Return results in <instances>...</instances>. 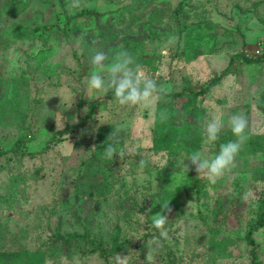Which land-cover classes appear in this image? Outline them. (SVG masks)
Returning <instances> with one entry per match:
<instances>
[{
	"label": "rangeland",
	"instance_id": "1",
	"mask_svg": "<svg viewBox=\"0 0 264 264\" xmlns=\"http://www.w3.org/2000/svg\"><path fill=\"white\" fill-rule=\"evenodd\" d=\"M70 4L0 0V264H121L118 254L124 264H251L246 233L264 198V0ZM86 8L99 14L68 19ZM256 48L261 58L247 62ZM121 49L171 90L167 103L128 108L88 90L93 54ZM233 56L217 85L192 93ZM216 113L225 127L208 143L204 121ZM236 114L248 119L237 168L216 183L186 171L191 152L211 158L235 139ZM118 126L125 155L107 160ZM167 202L163 239L153 216ZM254 237L264 264V227Z\"/></svg>",
	"mask_w": 264,
	"mask_h": 264
},
{
	"label": "clouds",
	"instance_id": "2",
	"mask_svg": "<svg viewBox=\"0 0 264 264\" xmlns=\"http://www.w3.org/2000/svg\"><path fill=\"white\" fill-rule=\"evenodd\" d=\"M71 9L80 7V0H71ZM176 36H170L168 43L175 44ZM93 71L87 78L88 90L98 94L107 95L109 91L114 94L116 102L123 107H142L151 109L154 105L167 103L170 89L157 80L147 76L142 66L135 57L127 50L121 49L114 53L111 60L104 51H96L91 57ZM159 119L165 122L169 119L167 110L159 112ZM228 124L235 137L226 143L220 144L219 152L208 157L201 150L191 152L182 161L186 171L194 168L198 177L207 179L210 183H216L225 175L230 174L237 168V159L243 145L248 139V119L243 114H236L229 118ZM225 127L223 113H216L210 119L204 121V134L208 143H215L220 139V134ZM124 131L123 126H118L109 136L107 146L104 147L103 157L107 160L122 158L125 152L118 149L115 144L118 142V134ZM185 160L189 164H185ZM144 164V161H141ZM247 198V194L246 197ZM171 208L167 203H161V212L153 216V225L160 231L163 239L169 238L167 224ZM120 256L121 264H124V257ZM149 261L151 257H147Z\"/></svg>",
	"mask_w": 264,
	"mask_h": 264
},
{
	"label": "trees",
	"instance_id": "3",
	"mask_svg": "<svg viewBox=\"0 0 264 264\" xmlns=\"http://www.w3.org/2000/svg\"><path fill=\"white\" fill-rule=\"evenodd\" d=\"M179 7L180 8L183 7L182 3L179 4ZM98 14H99V12L97 10L92 9V8H86V9H83L80 12L76 13L75 15L70 16L68 19L70 21H73L79 17L98 15ZM235 57L236 56H233L230 59L229 65L224 70H222V72H220L218 75H216L209 82V84H207L206 87H202L200 90L192 92V93L197 96V95H204L208 91H210V89L212 87H214L215 85H217L223 79V77L228 73L230 65L233 62ZM243 57L245 58V60L247 62H258L259 58H261L258 56L256 58H253V57H250V55H248V54L243 55ZM112 98L115 99L114 94L112 95ZM97 104H98V102L93 103L92 108L90 110V114H91V111L93 112V109L97 106ZM160 147L162 148L163 145H160ZM257 206L259 207L258 212H257V216H256L255 220L250 222L249 228H248L247 233H246V239H247L249 245L251 246V254H252L251 264H262V262H260L258 260V254H257L258 242L256 241V239L254 237V233L258 229L264 227V198H260V200L257 202ZM115 245L120 246V247L122 246V244H119L117 242V238L115 239Z\"/></svg>",
	"mask_w": 264,
	"mask_h": 264
},
{
	"label": "built area",
	"instance_id": "4",
	"mask_svg": "<svg viewBox=\"0 0 264 264\" xmlns=\"http://www.w3.org/2000/svg\"><path fill=\"white\" fill-rule=\"evenodd\" d=\"M261 53H262V49L256 48V49H253L251 53H248V55H250V56H258Z\"/></svg>",
	"mask_w": 264,
	"mask_h": 264
}]
</instances>
